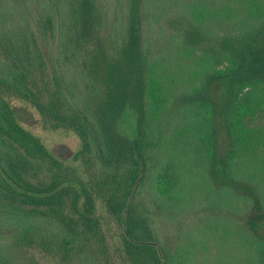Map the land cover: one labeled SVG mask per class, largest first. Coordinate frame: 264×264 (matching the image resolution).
<instances>
[{
    "label": "trees",
    "instance_id": "obj_1",
    "mask_svg": "<svg viewBox=\"0 0 264 264\" xmlns=\"http://www.w3.org/2000/svg\"><path fill=\"white\" fill-rule=\"evenodd\" d=\"M12 95L80 138L72 157ZM99 200L120 264H195L208 243L264 264V0H0V264H117ZM203 202L168 252L161 214Z\"/></svg>",
    "mask_w": 264,
    "mask_h": 264
},
{
    "label": "rangeland",
    "instance_id": "obj_2",
    "mask_svg": "<svg viewBox=\"0 0 264 264\" xmlns=\"http://www.w3.org/2000/svg\"><path fill=\"white\" fill-rule=\"evenodd\" d=\"M156 27L157 31L155 35L160 33L158 26ZM161 37L166 40L163 34H161ZM10 99L20 113L22 124L39 136L55 154L63 158H69L79 149L80 138L73 131L60 126L52 119L46 118L40 111L36 110L18 96L12 95ZM205 204L206 202H203L195 210H184L171 218H166L161 214L159 222L160 239L162 246L168 252L175 253L178 250L190 248L191 237H197L198 228L207 222L204 211L202 210ZM97 205V214L101 219L103 230L110 243V257L114 259L115 263L120 264L122 257L118 250V244L120 241L121 226L116 217L105 209V205L101 200L98 201ZM208 244L207 246L201 247L202 250H205V254L199 251L200 258L196 259L195 264H226L223 260V252L220 254V244L218 243V246L214 245V243ZM32 253H34L38 264H59L55 257L42 251L34 250Z\"/></svg>",
    "mask_w": 264,
    "mask_h": 264
}]
</instances>
